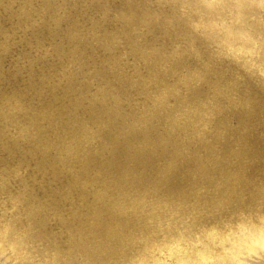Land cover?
<instances>
[{
    "label": "bare ground",
    "instance_id": "bare-ground-1",
    "mask_svg": "<svg viewBox=\"0 0 264 264\" xmlns=\"http://www.w3.org/2000/svg\"><path fill=\"white\" fill-rule=\"evenodd\" d=\"M143 1L141 27L120 17L123 34L110 41L111 0H0V252L11 264H264L252 247L264 243V219L236 212L224 221L206 194L193 204L190 195L92 190L103 176L109 190L118 183L117 162L132 161L125 143L141 115L152 153H139L143 182L164 161L188 186L218 176L229 156L216 116L201 108L206 119L193 132L182 92L160 115L140 76L155 86L167 65L183 79L203 54L214 58L201 62L209 71L234 46L264 60V0ZM173 112L183 131L170 142ZM59 130L77 132L82 161L63 165L37 146Z\"/></svg>",
    "mask_w": 264,
    "mask_h": 264
},
{
    "label": "rangeland",
    "instance_id": "rangeland-1",
    "mask_svg": "<svg viewBox=\"0 0 264 264\" xmlns=\"http://www.w3.org/2000/svg\"><path fill=\"white\" fill-rule=\"evenodd\" d=\"M100 5L97 11H102ZM109 25L114 32L110 41L121 38L123 32L120 17L131 20L136 27H141L144 18L145 4L143 0H111ZM138 34L133 35L135 38ZM214 56V54H213ZM260 51L250 47L237 48L224 52V58L207 71L202 68L203 61L214 60L208 54L196 59L195 66L187 67L182 71L184 78L175 74L169 66L163 65L159 71L157 84L149 87L147 75L142 74L139 82L147 88L152 95L154 104L160 109V115L174 106L175 97L182 92L188 98V106L184 120L191 126L193 132L202 128L206 119L205 114L199 113L203 108L212 112L218 120V127L224 131L226 139L222 148L229 156L228 161L218 176L212 180L202 179L196 186L184 183L185 176L174 171L170 161H164L161 173L152 177L150 181H142L141 162L139 153L152 154L148 149L151 138L143 115L139 127L132 129L127 139L126 147L132 156V163L119 160L116 166L118 183L113 189H108L109 175L100 177L93 185L94 192L104 189L119 197L125 192L129 193H162L191 196L193 204L200 203L193 196L197 193L206 194L213 199L210 204L221 203L225 211L221 214L224 221L231 218L236 212L252 216L256 223L264 218V60ZM248 70V71H247ZM59 85H54L58 87ZM72 91L82 90L87 93L89 87L75 84L68 86ZM51 97H54L52 95ZM214 102V103H213ZM176 112V111H175ZM175 112L169 117L174 120L172 128L160 125L161 130L169 131L168 140H176L182 130V124L175 118ZM78 134L74 130H59L48 132L37 142L38 147L49 148V155L63 165L80 162L85 156V150L77 146ZM175 143V142H174ZM182 147L177 144L172 155L180 152ZM120 153V149L114 152ZM90 176L99 175L92 171ZM197 199V200H195ZM192 206V205H191ZM194 209L195 207L192 206ZM252 247L264 252V243L252 242ZM7 252H0V264H11ZM167 261H171L168 257Z\"/></svg>",
    "mask_w": 264,
    "mask_h": 264
}]
</instances>
